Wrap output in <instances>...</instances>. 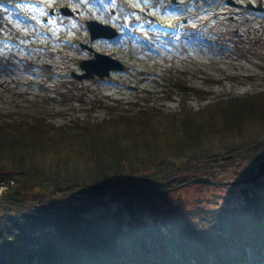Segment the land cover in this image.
I'll use <instances>...</instances> for the list:
<instances>
[{"label": "trees", "instance_id": "trees-1", "mask_svg": "<svg viewBox=\"0 0 264 264\" xmlns=\"http://www.w3.org/2000/svg\"><path fill=\"white\" fill-rule=\"evenodd\" d=\"M177 80L181 108L172 113L144 106L114 115L108 107L107 120L64 128L38 115L0 119V264H248L262 257L264 174L238 184L236 196H219L213 186L202 197H154L193 189L180 185L206 164L231 163L236 152L239 160L264 154V91L193 110L185 104L191 91ZM133 177L142 184H117ZM57 193L76 204L53 205Z\"/></svg>", "mask_w": 264, "mask_h": 264}, {"label": "rangeland", "instance_id": "rangeland-1", "mask_svg": "<svg viewBox=\"0 0 264 264\" xmlns=\"http://www.w3.org/2000/svg\"><path fill=\"white\" fill-rule=\"evenodd\" d=\"M31 1L32 5L25 4V1L19 5V10L25 14L24 19L7 12L1 14L3 32L8 37L6 43L10 40L13 44L0 46V119L10 115H38L55 127L64 128L75 127L74 121L107 120L110 118L108 107L115 108L114 115L139 114L144 106L172 113L181 108L179 96L169 92L178 90L173 79L178 77L187 88L209 92L205 99L189 96L186 108L193 110L202 108L215 98L264 91V20L261 16H258L261 20L255 17V12L248 13L247 17L253 19L249 23H237L234 19L227 21L225 30L220 29L224 33L201 29L192 32L188 39L180 34L175 45H156L152 50L146 46L133 47L131 41L116 39L107 44L97 40L91 42L82 20L97 15L104 19L107 12L96 9L93 1ZM63 4L76 7L78 12L67 18L46 12L47 6L59 10ZM109 4L115 9L114 13L123 12L122 0H118L114 7ZM128 17H131L130 13ZM60 36L76 40L75 45L71 47L62 42ZM80 42L120 62L123 69L111 71L104 79H98L96 75L92 78L73 77L71 72H82L79 61L92 55L87 48L78 46ZM232 159L231 163L206 164L207 171L200 173V176L211 178L216 185L185 183L182 186L193 189H167L158 192L154 199L172 202L178 192L187 193L184 198L192 194L202 197V192L214 188L219 196H228L231 191L236 196L237 185L251 176L248 174L250 168H258L259 171V164L249 158L239 160L240 153L237 152ZM131 180H118L117 184H142L140 178ZM200 189L203 190L200 192ZM214 195H217L215 191ZM66 196L57 193L49 198L54 200L55 206L72 204L74 199ZM137 206L140 212L146 210L145 200L140 198Z\"/></svg>", "mask_w": 264, "mask_h": 264}, {"label": "water", "instance_id": "water-1", "mask_svg": "<svg viewBox=\"0 0 264 264\" xmlns=\"http://www.w3.org/2000/svg\"><path fill=\"white\" fill-rule=\"evenodd\" d=\"M64 13H68L65 9H62ZM88 30L90 31L91 38L99 37V36H106L110 37L114 35V31H112L110 28L105 26H100L95 21H89L87 24ZM85 47V45H82ZM94 58L90 59H83L80 61V67L84 69V73L77 75V78H90L94 74H97L98 76L102 77L104 75L108 74V71L110 69H121L122 65L116 61L111 59L110 57L95 53ZM254 161H257L259 164V171L254 175L247 177L242 180V182H254L258 177L262 176L264 174V154L263 155H256L254 157ZM254 168H250L248 170V173H252ZM187 183H197V184H215L213 180L209 177L205 176H197L192 179H190ZM179 187V186H178ZM175 187L174 189H176ZM7 210H11V207L7 208Z\"/></svg>", "mask_w": 264, "mask_h": 264}, {"label": "bare ground", "instance_id": "bare-ground-1", "mask_svg": "<svg viewBox=\"0 0 264 264\" xmlns=\"http://www.w3.org/2000/svg\"><path fill=\"white\" fill-rule=\"evenodd\" d=\"M193 90H194V93L197 92V91H200V92H203V94H205L206 96L207 95L209 96V92L204 90V89H195L194 88ZM193 90H191L190 95H193ZM169 92H171V93H173V94H175L177 96H180V94H182V92L180 90H171Z\"/></svg>", "mask_w": 264, "mask_h": 264}]
</instances>
